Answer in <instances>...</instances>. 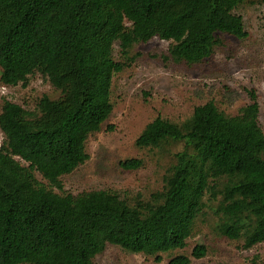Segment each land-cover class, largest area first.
<instances>
[{
  "label": "trees",
  "instance_id": "trees-1",
  "mask_svg": "<svg viewBox=\"0 0 264 264\" xmlns=\"http://www.w3.org/2000/svg\"><path fill=\"white\" fill-rule=\"evenodd\" d=\"M261 1L0 0V83L26 86L38 73L58 92L31 110L2 103L0 264H95L107 246L160 262V254L186 246L208 204L217 236L243 249L264 242V132L256 102L229 116L209 101L181 123L159 116L147 123L137 148H183L173 154L163 188L146 201L130 203L110 190L73 195L61 183L87 161L86 140L110 117L112 79L132 61L134 46L158 38L169 42L165 62L200 64L222 45L219 35L246 38L237 11ZM141 165L119 162L126 171ZM205 255L201 245L191 252ZM191 257L175 255L167 264H190Z\"/></svg>",
  "mask_w": 264,
  "mask_h": 264
},
{
  "label": "rangeland",
  "instance_id": "rangeland-1",
  "mask_svg": "<svg viewBox=\"0 0 264 264\" xmlns=\"http://www.w3.org/2000/svg\"><path fill=\"white\" fill-rule=\"evenodd\" d=\"M237 13L242 17L246 38L219 35L222 45L200 64L165 62L163 56L167 54L169 42L158 38L133 47L132 61L112 79L110 117L99 132L90 134L86 140L87 161L61 177L65 192L76 195L110 190L132 203L146 201L152 193L160 191L173 154L182 150L183 144L144 149L135 146L145 125L158 116L181 123L196 106L209 101L225 114L235 116L242 107L256 102L258 124L264 132V0L241 7ZM113 57L121 60L117 43L113 45ZM43 96L57 98L58 92L38 73L28 77L26 86L0 83V112L4 100L31 110ZM131 159L141 160V167L126 171L119 166V162ZM35 176L46 183L37 172ZM213 206L208 204L197 218L186 246L160 254V262L151 256L107 246L94 263L167 264L175 255L191 257L193 248L201 245L206 255L200 259L191 257L190 264H263L264 242L243 249L240 241L215 234L218 217L213 213Z\"/></svg>",
  "mask_w": 264,
  "mask_h": 264
}]
</instances>
